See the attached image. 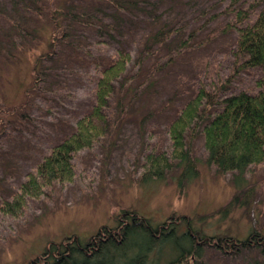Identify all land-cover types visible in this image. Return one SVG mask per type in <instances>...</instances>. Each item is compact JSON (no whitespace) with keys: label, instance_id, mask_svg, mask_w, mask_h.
I'll return each mask as SVG.
<instances>
[{"label":"rangeland","instance_id":"rangeland-1","mask_svg":"<svg viewBox=\"0 0 264 264\" xmlns=\"http://www.w3.org/2000/svg\"><path fill=\"white\" fill-rule=\"evenodd\" d=\"M119 1L126 10L117 21L111 16L117 12L112 0H0V204L91 110L98 71L117 50H130L133 57L108 109V133L76 156L75 180L29 200L19 219L0 212V264H30L50 242L89 238L103 225L117 227L129 218L125 213H137L154 226L185 216L193 230L208 236L243 239L253 228L264 234V162L244 175V185L258 187L252 205L226 208L240 183L207 161L203 128L221 105L209 110L194 141L196 176L183 177L176 166L162 179L142 180L146 156L170 150L168 128L199 88L217 91L218 98L258 91L260 71L237 72L233 50L238 28L264 11V0L233 6V0ZM238 10L247 17L238 19ZM54 11L70 14L59 16L63 32L54 39L55 53L39 60L51 51ZM90 17L109 23L85 26ZM100 35L109 41L101 49L95 45ZM186 228L184 222L179 233ZM136 244L149 255L146 264H167L189 245L179 234L154 248L148 237L134 238L130 258L138 252ZM203 260L264 264V252L249 249L229 256L206 248ZM110 261L107 255L103 262Z\"/></svg>","mask_w":264,"mask_h":264},{"label":"trees","instance_id":"trees-1","mask_svg":"<svg viewBox=\"0 0 264 264\" xmlns=\"http://www.w3.org/2000/svg\"><path fill=\"white\" fill-rule=\"evenodd\" d=\"M239 1L233 0L232 6ZM130 3L138 4L137 1L128 0V4ZM112 4L117 12L111 16L119 21L121 17L118 14L126 10L125 5L119 0H112ZM69 14L53 12V30L49 44L51 51L42 55L39 60L55 53L54 39L63 32L58 23L59 16ZM237 16L238 19H243L247 17V12L238 10ZM97 21L102 22L93 20V17L83 22L85 26L94 27ZM232 26L235 25H228L227 28ZM96 28L102 33L107 31L100 26ZM238 32L239 37L233 50L236 71L259 70L260 76L256 80L258 91L251 93L242 90L218 98L217 91L211 92L204 86L199 88L168 128L170 150L152 152L146 156L142 174L144 182L162 179L176 166L182 167L181 176H196L198 170L193 151L194 141L201 124L208 119L209 110L213 106L221 105L220 111L211 117L203 128L205 148L208 152L207 161L224 175L233 173L236 181L240 183L226 208L240 204L247 207L252 205L258 187H255V184L244 185V175L251 166L264 162V11L260 12L253 22L238 28ZM95 45L101 49L102 46L109 45V41L100 35ZM148 46L149 44H146L144 48ZM132 59L130 50H117L112 61L98 71L100 74L96 81L91 110L77 119L74 132L53 146L35 169L26 175L12 198L5 199L0 204L1 213L19 219L25 214L29 200H39L46 195L47 189L54 185H65L75 180L76 156L84 150L92 149L108 133V109L118 96L117 84L127 73ZM35 77L36 80L37 77L40 79L36 72ZM119 87L123 88V84ZM126 214L129 218L121 220L117 227L103 225L89 238L73 235L61 243L50 242L44 252L31 260L30 264H105L103 261L107 255L112 258L109 264H146L149 255L140 248L138 250L139 244L133 247L137 249V254L132 258L128 255L127 250H130L134 238L139 241L141 237H148L151 247L154 248L160 241L178 234L184 241H188L189 245L181 248L167 264H206L203 260V251L206 248L229 256L249 249H261L264 252V234L257 228H253L243 239L234 236H208L193 230L190 219L185 216L154 226L150 219L137 213ZM184 222L187 223L186 231L179 233L180 225Z\"/></svg>","mask_w":264,"mask_h":264}]
</instances>
